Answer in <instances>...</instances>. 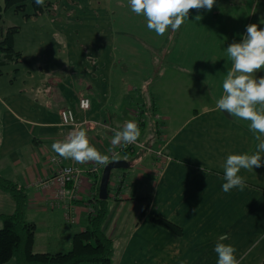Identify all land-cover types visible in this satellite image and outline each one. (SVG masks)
<instances>
[{"label": "crops", "instance_id": "1", "mask_svg": "<svg viewBox=\"0 0 264 264\" xmlns=\"http://www.w3.org/2000/svg\"><path fill=\"white\" fill-rule=\"evenodd\" d=\"M259 1H234L239 3L235 10H253ZM126 8L117 24L112 23L115 9L109 10V29L116 32L124 26L123 30L135 31L136 36L139 32L140 49L128 36L118 42L114 38L97 40V52L85 57L78 45L67 43L66 57L75 73L54 72L40 79L45 76L41 75L39 83L18 99L11 97L9 102L5 94L0 97V177L21 187L26 195L25 219L35 227L33 251H71L75 234L85 231L87 214L96 208L94 195L105 165H100L98 174H88L93 162L78 164L52 149L54 142L65 140L59 112L68 109L79 123H87L81 129L90 145L104 155L121 147H112L113 129L135 121L140 130L136 143L143 148L129 147L127 153L109 161L127 164L112 172L106 199L107 219L102 229L112 241L110 264H216L217 240L235 247L240 264H261L264 166L238 173L246 177L242 191L236 188L225 193L221 187L227 156L255 153V135H260L250 131V121L216 108L224 94L223 82L218 80L226 78L222 70L227 66L213 56L210 70L199 68L200 78L210 83L203 99H198L203 103L197 104L187 97L185 88L173 83L158 88L166 72L157 68L160 62L170 63L167 69L173 70L181 57L188 59L186 63L195 59L188 55L192 35L186 31L191 30L186 27V36L178 34L172 39L163 56L161 36L148 29L143 15L131 11L130 2L126 1ZM53 76L60 81L55 82ZM81 98L90 102L87 112L78 108ZM158 151L161 156L155 154ZM52 156L84 172L77 199L71 203L56 201L59 185L54 179L56 168L50 163ZM15 207L12 196L0 189V229L1 217L13 214Z\"/></svg>", "mask_w": 264, "mask_h": 264}, {"label": "rangeland", "instance_id": "2", "mask_svg": "<svg viewBox=\"0 0 264 264\" xmlns=\"http://www.w3.org/2000/svg\"><path fill=\"white\" fill-rule=\"evenodd\" d=\"M126 1L129 2V0H45V5L42 7L45 13L34 16L35 7L32 0L25 1L22 11H17L16 5L7 6L6 0H0L2 29L5 31L8 27L17 28L18 31L12 38V46L20 53L18 62H5L0 67V97L3 98L5 94V98L10 102L11 97L18 99L24 92H29L37 81L39 83L40 79L51 77V73H67V75L68 72L75 73L66 57L67 43L78 45L81 51L79 53H83L85 57L93 51L97 52L94 47L97 40L114 38L118 42L128 36L131 38L129 41H132L137 48H141L142 37L139 36V32L136 36L135 31L123 30L124 26H121L122 30L116 32L109 29L111 19L109 10L115 9L112 23L117 24L119 17L122 21L125 17L124 13L127 12ZM234 1L237 0H221L219 4L216 0L211 11L192 9V15L184 21L186 26L183 23L176 31L167 30L161 36L164 42V56L171 48V40L178 37V34L180 37L186 36L183 30L189 27L191 31L186 32L192 37L189 39L188 55L194 56L195 59L192 57V61L186 63L188 59L181 57L175 63V68L170 70L167 69L170 63H165L166 58L162 57L164 63L160 62V67L157 68H160L159 71L164 68L166 72L163 75V83L158 84V88L173 83V86L185 88L187 97L191 96L197 104L203 103L201 102L203 100L198 99L210 83H206L203 77L200 78L199 68L207 67L210 70L211 60L215 56L221 66H227L226 70H222L226 71V76L227 71L232 68V61L226 48L234 41L241 42L243 35L246 34L247 25L257 24L260 28H264V0L255 2L253 10L249 8L235 10L239 3ZM45 6H48L47 10H51V14L48 15ZM197 16L201 18L198 20ZM221 66L218 69H221ZM260 72H264V68L253 76L257 77ZM41 75L45 76L40 78ZM85 77V81L88 82V76ZM52 78L55 82L60 81L54 76ZM49 82L53 81L49 80ZM222 82L223 80H218L219 84Z\"/></svg>", "mask_w": 264, "mask_h": 264}, {"label": "clouds", "instance_id": "3", "mask_svg": "<svg viewBox=\"0 0 264 264\" xmlns=\"http://www.w3.org/2000/svg\"><path fill=\"white\" fill-rule=\"evenodd\" d=\"M131 11L143 15L147 27L158 36H163L169 29L176 31L188 19L190 10L205 9L211 11L216 0H129ZM39 7L45 5V0H35ZM197 16L196 19H200ZM232 61V68L227 72L222 83L223 96L218 99L216 108L250 121V131L255 135L256 152L253 154H230L223 163L225 181L221 187L228 193L238 188L246 187V177L238 175L240 171H253L264 166V76L257 78L253 74L264 68V28L257 24L246 26V34L241 42H233L226 48ZM215 62V61H213ZM257 105L261 107L257 109ZM112 147L135 144L140 137V130L135 121H126L120 130L113 129ZM52 149L60 157L70 159L78 164L93 162L95 165H107L109 156L101 154L91 146L86 131L74 129L64 141H56ZM214 251L217 254L216 264H240L236 258V249L231 244L217 240Z\"/></svg>", "mask_w": 264, "mask_h": 264}, {"label": "trees", "instance_id": "4", "mask_svg": "<svg viewBox=\"0 0 264 264\" xmlns=\"http://www.w3.org/2000/svg\"><path fill=\"white\" fill-rule=\"evenodd\" d=\"M25 1L26 0H6V5H16L15 8L17 11H22L25 6ZM32 1L35 7L34 16L45 13V10L42 7L35 4V0ZM46 8H48V6H45V9ZM46 12L48 15L51 14V10L46 9ZM17 31L16 27H8L3 31L0 22V67L5 62L12 61V63H16L20 59V53L15 51L12 46V38ZM130 148L127 147L122 153H127V150H130ZM111 153L112 152H110L108 156ZM89 169H87V171ZM100 169L98 170V173ZM83 173L84 172H82L80 179ZM111 174L107 186V197L110 190L109 184L112 180ZM77 188L75 189L74 198L69 203L77 199ZM0 189L9 193L16 205L13 214L1 217L3 226L0 229V264H6L11 260H14L15 264H110L113 251L112 241L107 238L102 229L107 219V200H100L97 192L94 195L96 208L87 214V227L85 231L75 234L71 251L64 253H35L33 251L35 227L33 223H30L25 219V193L21 187H18L16 184L1 177ZM66 189H73V183L67 184ZM69 207L71 208L70 205ZM261 264H264V262Z\"/></svg>", "mask_w": 264, "mask_h": 264}, {"label": "built area", "instance_id": "5", "mask_svg": "<svg viewBox=\"0 0 264 264\" xmlns=\"http://www.w3.org/2000/svg\"><path fill=\"white\" fill-rule=\"evenodd\" d=\"M90 107V102L87 98H81L78 101V108L81 112H87ZM59 119H60V126L65 129L66 133L64 135V139L66 140L69 136V134L74 129H81L82 126L86 125L87 123H79L74 113L71 110H61L59 112ZM139 146L137 143L131 144V145H125L119 147L117 151L112 152L109 155V161L117 156L119 153H121L125 148L127 147H134ZM139 148H143L141 145ZM147 149V148H144ZM157 156H161V152L158 151L155 153ZM50 163L56 168V174H55V181L59 185V190L56 195V201L64 202L66 201L69 203L74 198L75 189L78 186L80 176L82 174V170L78 169L74 166H65L62 163V160L60 157L52 156L50 157ZM101 168V166L94 165L91 169L87 171L89 174H96L98 173V170ZM69 183H73V189L67 190L66 185ZM68 206H65V208Z\"/></svg>", "mask_w": 264, "mask_h": 264}, {"label": "water", "instance_id": "6", "mask_svg": "<svg viewBox=\"0 0 264 264\" xmlns=\"http://www.w3.org/2000/svg\"><path fill=\"white\" fill-rule=\"evenodd\" d=\"M127 164L124 161L116 160L109 162L102 171L100 184H99V190H98V198L100 200H106L107 199V186L110 180V174L114 170H119L126 168Z\"/></svg>", "mask_w": 264, "mask_h": 264}]
</instances>
